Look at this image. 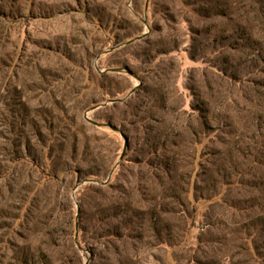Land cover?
<instances>
[{"label": "rangeland", "instance_id": "rangeland-1", "mask_svg": "<svg viewBox=\"0 0 264 264\" xmlns=\"http://www.w3.org/2000/svg\"><path fill=\"white\" fill-rule=\"evenodd\" d=\"M0 264H264V0H0Z\"/></svg>", "mask_w": 264, "mask_h": 264}, {"label": "water", "instance_id": "water-1", "mask_svg": "<svg viewBox=\"0 0 264 264\" xmlns=\"http://www.w3.org/2000/svg\"><path fill=\"white\" fill-rule=\"evenodd\" d=\"M146 34V33H145ZM110 70H113V71H119L120 70V68H110V69H108L107 71H110ZM105 71V70H104ZM90 121H93L92 119H90V118H88ZM94 123H96L97 125H101L102 123H99V122H96V121H94ZM110 127H112V128H114L112 125H109ZM127 140V139H126ZM125 148H126V146H125ZM124 155H125V150H124V152H123V154H122V158L124 157ZM78 238V231H77V233H76V239Z\"/></svg>", "mask_w": 264, "mask_h": 264}]
</instances>
